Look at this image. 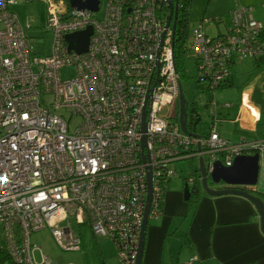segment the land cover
<instances>
[{"label":"built area","instance_id":"2783aa9c","mask_svg":"<svg viewBox=\"0 0 264 264\" xmlns=\"http://www.w3.org/2000/svg\"><path fill=\"white\" fill-rule=\"evenodd\" d=\"M56 1L48 9L51 53L40 55L26 32L32 23L24 26L14 11L17 1L0 0L1 247L13 264H57L45 254L35 259L31 235L49 227L65 251H80L76 224L112 241L117 264H137L149 173V219H158L176 163L202 158L210 176L217 161L231 167L239 156H261L264 137L234 143L214 125L197 136L182 131L167 0H105L101 19L94 17L101 1L97 12ZM206 21L182 49L215 117V94L231 79L235 59L264 57V28L245 6L230 13L220 35L209 37ZM89 27L88 50H70L66 36ZM70 67L74 76L63 79ZM74 116L82 122L71 133ZM201 180L199 170L185 184ZM197 262L192 256L183 264Z\"/></svg>","mask_w":264,"mask_h":264},{"label":"crops","instance_id":"0c3cea01","mask_svg":"<svg viewBox=\"0 0 264 264\" xmlns=\"http://www.w3.org/2000/svg\"><path fill=\"white\" fill-rule=\"evenodd\" d=\"M257 1L238 0L232 3L228 12L220 15L225 20L223 29L218 28L217 34L226 30L230 13L239 6L251 7L253 16L261 21L264 28V5L255 9L254 4H260ZM255 62L249 58L235 59L231 79L218 90L230 88L231 93L226 96L228 101L220 109L217 103L213 125L221 137L231 142L230 134L220 126V121L233 124L238 141L243 136L249 139L264 137V64L256 67ZM208 131H202V134ZM196 133H200L198 127ZM259 164L261 170L263 164ZM224 187L223 184L215 189ZM247 189L264 202V191L259 187ZM193 210L188 220L189 228L184 229L188 231L186 240L169 241L167 246L166 233L171 228L173 218L188 215L183 190L169 187L163 199L161 216L149 219L143 264H183L192 256L197 257V264H264L261 218L251 201L238 195L210 196L201 193Z\"/></svg>","mask_w":264,"mask_h":264},{"label":"rangeland","instance_id":"374dc122","mask_svg":"<svg viewBox=\"0 0 264 264\" xmlns=\"http://www.w3.org/2000/svg\"><path fill=\"white\" fill-rule=\"evenodd\" d=\"M17 4L14 6V11L17 14L19 21L26 26L27 23H32L33 27L26 30L27 34L35 41L36 52L40 55L50 54L52 49V33L48 28V9L49 1L57 3L56 0H16ZM101 1L102 10L97 12L94 17L101 19L103 15V8L105 0ZM255 1V0H252ZM238 2V0H192V3L188 8L181 12V20L183 15L187 19V30L189 35L199 26V23L207 18L204 23V30L209 37L217 35L219 29H223L224 25V13H227L230 5ZM258 5L254 4L255 9L263 7L264 0L257 1ZM256 2V4H257ZM220 24H217V23ZM180 73L182 75V88L185 99L187 101L188 111V124L191 126L192 121L195 119L196 113L200 117L198 123L199 134H202L209 130V128L215 123L214 115L212 114L213 107L208 103L206 93H202L197 89L196 83V67L194 60L186 56H183L181 61ZM75 74L74 67L65 68L61 72L63 79H69ZM231 93V89H225L217 92L216 102L219 104V109L223 106L228 99L226 96ZM167 110L165 111V113ZM69 115H67V118ZM171 122H176L175 119H170ZM82 118L80 116H74L70 120V131L74 133ZM229 121H220V126L230 134L232 142H238L239 137L234 133L235 129L232 123ZM204 131V132H202ZM263 168L259 170L258 184L255 187H259L261 191H264V155L260 158ZM200 164L198 159L184 160L176 163L177 177L174 178L169 187H177L180 190H184L186 180L190 176L199 175ZM209 187L215 189L221 187L223 183H214L209 176ZM192 185V184H191ZM203 191V189H202ZM203 193V192H202ZM261 194V193H260ZM259 194V195H260ZM263 197V195H261ZM197 195H192L191 201H186L187 204V217L185 215L173 218L170 230L166 233V245L169 241L175 243L178 240H186L188 231L184 230L188 225V220L191 218L193 209L197 204ZM189 226V225H188ZM74 229L83 238V243L80 251H65L56 239L54 238L52 231L49 227H45L42 230L36 231L31 235V243L38 248L34 251V257L37 261L41 260V255L45 254L57 264H117L116 249L112 241L103 238H96L92 234L91 229L88 226L79 227L73 225ZM2 245V238L0 236V248ZM185 254V253H184ZM183 254V256H184ZM180 255V254H179ZM181 255V257H183Z\"/></svg>","mask_w":264,"mask_h":264},{"label":"water","instance_id":"95a60500","mask_svg":"<svg viewBox=\"0 0 264 264\" xmlns=\"http://www.w3.org/2000/svg\"><path fill=\"white\" fill-rule=\"evenodd\" d=\"M68 1L71 8L84 11L88 10L90 12H97L99 10L100 0H64ZM180 0H167L170 10V16L168 21V27L173 22L172 28L175 30L176 19L178 14V5ZM92 34V28L89 27L85 31L76 32L66 36V41L69 44L70 50H75L78 53H84L88 50L89 38ZM186 99L183 90L180 91L179 97V122L181 129L184 133L188 135L197 136L195 132L197 125L200 121L198 117L194 124L193 131H189L186 125ZM145 138L143 143L145 146ZM260 155L256 153L254 155L239 156L235 159L234 164L231 167H226L221 161H217L214 164V170L210 175L214 183H223L225 187L221 190L212 189L209 187V176L207 174L204 160L201 158L199 160L200 173H201V186L203 192L210 196H222V195H238L247 198L251 201L261 218V229L264 233V202L261 198L251 194L249 191L242 189L243 187H252L258 184L259 169H260ZM241 187V189L239 188ZM198 187L196 185L190 187L189 184L184 185L183 195L184 200L188 201L193 194H198ZM152 200V178L151 173L148 176V196L146 202V210L144 214V222L140 235L139 253L137 264H143V253L146 241V231L149 222V215L151 209Z\"/></svg>","mask_w":264,"mask_h":264},{"label":"trees","instance_id":"16d2710c","mask_svg":"<svg viewBox=\"0 0 264 264\" xmlns=\"http://www.w3.org/2000/svg\"><path fill=\"white\" fill-rule=\"evenodd\" d=\"M67 3H68V1H67ZM191 3H192V0H180L179 5H178V14H177V19H176L174 35H175V42H176V44H175L176 65H177V68L179 71L181 69V61L183 59V54H184V51L182 49V44L184 43L185 39H187V37H188V35H187V33H188L187 19H186L185 15H183V20L180 19L181 18V12L183 10H185L186 8H188V6H190ZM167 13L169 14L168 9H167ZM220 34L221 33H219L217 35H220ZM263 64H264V57L256 60V62H255L256 67L262 66ZM248 135L251 136L250 133ZM239 188L241 189V187H239ZM247 188H251V187H243L242 189L246 190ZM198 191H199L198 194H193V195H197L196 199H198L199 196L201 195V193L203 192L202 189H199V188H198ZM247 191L252 192L249 189H247ZM191 199H192V196L188 200V202L191 201ZM0 264H13V262L9 256V253L2 247L0 248Z\"/></svg>","mask_w":264,"mask_h":264},{"label":"flooded vegetation","instance_id":"af4514ba","mask_svg":"<svg viewBox=\"0 0 264 264\" xmlns=\"http://www.w3.org/2000/svg\"><path fill=\"white\" fill-rule=\"evenodd\" d=\"M167 8L169 9V6H167ZM169 11H170V10H169ZM187 35H189V33H187ZM187 38H188V37H187ZM178 111H179V110H178ZM194 113H195L196 117H195V119L192 121L191 126H189V124H188V117H189V116H188L187 105H186V125H187V128H188L189 131H193L194 124H195V122L197 121V119H198V117H199V115L196 113V110H194ZM197 126H198V125H197ZM195 132H197V129H196ZM196 186H197L199 189H202L201 182L197 181Z\"/></svg>","mask_w":264,"mask_h":264}]
</instances>
